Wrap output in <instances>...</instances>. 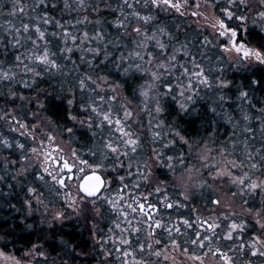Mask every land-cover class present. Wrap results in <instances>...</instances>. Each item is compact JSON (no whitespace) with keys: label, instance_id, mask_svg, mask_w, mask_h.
Listing matches in <instances>:
<instances>
[{"label":"clouds","instance_id":"obj_1","mask_svg":"<svg viewBox=\"0 0 264 264\" xmlns=\"http://www.w3.org/2000/svg\"><path fill=\"white\" fill-rule=\"evenodd\" d=\"M0 264H264V0H0Z\"/></svg>","mask_w":264,"mask_h":264}]
</instances>
